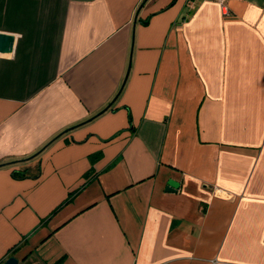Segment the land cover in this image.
Masks as SVG:
<instances>
[{
	"label": "crops",
	"instance_id": "0c3cea01",
	"mask_svg": "<svg viewBox=\"0 0 264 264\" xmlns=\"http://www.w3.org/2000/svg\"><path fill=\"white\" fill-rule=\"evenodd\" d=\"M226 7L0 0V264H264V0Z\"/></svg>",
	"mask_w": 264,
	"mask_h": 264
},
{
	"label": "water",
	"instance_id": "95a60500",
	"mask_svg": "<svg viewBox=\"0 0 264 264\" xmlns=\"http://www.w3.org/2000/svg\"><path fill=\"white\" fill-rule=\"evenodd\" d=\"M15 42V35L0 31V53H10L13 50ZM178 186V183L174 180H169L167 183L166 190L174 191ZM19 260L15 256H9L2 262V264H19Z\"/></svg>",
	"mask_w": 264,
	"mask_h": 264
},
{
	"label": "built area",
	"instance_id": "2783aa9c",
	"mask_svg": "<svg viewBox=\"0 0 264 264\" xmlns=\"http://www.w3.org/2000/svg\"><path fill=\"white\" fill-rule=\"evenodd\" d=\"M212 1H215V2H217L218 4H220V6H222V8H227L226 7V2H227V0H212ZM227 12V11H226Z\"/></svg>",
	"mask_w": 264,
	"mask_h": 264
},
{
	"label": "trees",
	"instance_id": "16d2710c",
	"mask_svg": "<svg viewBox=\"0 0 264 264\" xmlns=\"http://www.w3.org/2000/svg\"><path fill=\"white\" fill-rule=\"evenodd\" d=\"M15 175H18V176H25V174L23 172H14Z\"/></svg>",
	"mask_w": 264,
	"mask_h": 264
}]
</instances>
